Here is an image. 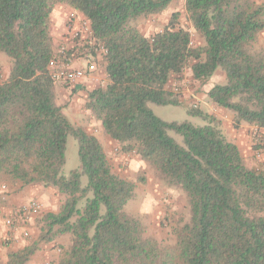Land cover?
Returning a JSON list of instances; mask_svg holds the SVG:
<instances>
[{
	"label": "trees",
	"instance_id": "16d2710c",
	"mask_svg": "<svg viewBox=\"0 0 264 264\" xmlns=\"http://www.w3.org/2000/svg\"><path fill=\"white\" fill-rule=\"evenodd\" d=\"M171 1L0 0V53L12 59L0 82V176L65 195L57 212L40 218L37 238L8 250L0 264H27L42 243L63 234L69 245L56 264H264V165L246 166L210 114L188 109L207 120L193 125L163 120L150 107L179 105L167 83L186 67L200 83L220 69L225 81L208 90L209 100L233 113L235 127L264 129V52L252 50L264 29V0H184L200 46H192L179 12L149 36L131 25ZM57 4L83 15L105 50L107 83L87 93L85 107L121 152L154 166L187 198L189 220L174 230L173 245L145 236L124 211L134 183L113 171L98 138L74 126L56 101L48 65ZM69 136L79 167L65 174Z\"/></svg>",
	"mask_w": 264,
	"mask_h": 264
},
{
	"label": "rangeland",
	"instance_id": "374dc122",
	"mask_svg": "<svg viewBox=\"0 0 264 264\" xmlns=\"http://www.w3.org/2000/svg\"><path fill=\"white\" fill-rule=\"evenodd\" d=\"M172 5L170 6V10L165 16V12H161L155 15H149L147 17H141L136 21L132 22L131 25L137 27V29L144 34L145 36H149L163 28V26L168 22L170 15L172 12H179V22L180 25L184 26L188 29L191 38L192 46H200L204 43L203 38L196 33L190 22L187 19V13L185 9L183 10V0H172ZM61 14L65 15L64 21V30H66V22L69 16L74 13L71 11L70 7L66 5H62ZM169 8V7H168ZM79 13V12H78ZM74 14L77 17L79 25L82 23L80 19H83V15L80 13ZM170 13V14H169ZM169 15V16H168ZM79 17V18H78ZM168 17V18H167ZM49 32L51 35V31L56 26L54 22L50 20ZM55 25V26H54ZM263 32V33H262ZM52 37V35H51ZM59 37H52L53 44V52H54V44L55 49L58 48L60 40ZM60 47L58 51L53 53L55 55H59ZM252 50L254 51H262L264 52V30L261 31L258 35L257 40L252 46ZM4 59L3 64L0 65V82L4 81L11 69L12 59L5 54H1ZM77 63V65H75ZM84 60L81 58H76L73 63V66L77 67L79 65L82 66ZM186 79L189 84L190 92L193 95H197V93H205L206 89L212 87L214 84L222 83L225 81L224 72L220 69H217L214 74L205 82L200 83L193 79L191 71L188 67L183 69L181 73L174 75L170 78L169 89L172 88L181 80ZM91 80V81H90ZM107 83V74L105 73L104 62L99 60L97 62V70L93 74V78H86L85 80L75 82V83H65L61 81H55L54 84V92L56 96V101L63 108V112L68 117L69 121L77 127H81L89 134L95 135L101 144H104L105 139L108 140V137L103 133L102 126L100 123L95 120L90 112L85 107V102L87 98V93L92 89L98 87H104ZM178 95V94H177ZM186 94L178 95V97H183ZM181 99L180 106L178 105H156L150 104L153 112L163 120L166 121H183L188 120L193 125H202L207 122V120L202 119L198 116H191L187 113L188 109L201 110L202 108L205 110L202 105H198L197 108L193 107L192 96ZM191 99L190 102L185 103L186 100ZM208 100V99H205ZM211 101H208L210 103ZM217 106V105H214ZM219 107V106H217ZM222 110V111H221ZM219 109L215 107L211 116H213L217 121L219 118L223 116V112L225 111L231 112L227 109ZM204 112V111H202ZM222 112V113H221ZM207 113V112H205ZM232 113V112H231ZM209 114V113H208ZM234 125V122H233ZM235 126V125H234ZM221 128V126H220ZM223 131V130H222ZM252 131H250L251 133ZM176 141L181 142V137L173 132L169 133ZM225 135V134H224ZM226 138L229 139V134L225 135ZM110 139V138H109ZM232 142V141H231ZM251 141L250 144H246L247 146L241 144L238 148L241 152V155L244 159L245 165L249 168H258L261 165H264V160L257 157L256 152H258V148H256L255 144L253 145ZM106 146V145H105ZM256 148V149H255ZM106 154L109 160V163L113 169V171L122 176L123 178L134 183L135 195L133 199L129 200L127 204L124 206V211L132 216L137 217L143 225L144 235L156 238L162 246L164 245H173L175 242V231L176 228L182 225L184 222L189 220V209L187 204V198L185 197L183 191L176 187L168 185L163 175L151 164L145 162L140 159L133 152L123 153L121 152L120 145L115 141L108 140V144L105 147ZM249 153V154H248ZM79 167V160L77 156V143L75 139L71 136L68 137L66 143L65 150V164L63 166L62 171L65 174L72 169ZM82 184L86 182V178L84 176L81 177ZM6 184L11 185L8 190L4 191L5 194H10L13 191H10V188H15L14 191L19 190L22 186L19 183L12 182L6 177L0 176V185ZM18 184L19 186H17ZM34 187H44L41 184H33ZM27 186V185H26ZM24 187V186H23ZM48 192L44 194L41 199L38 195H34L31 198H37L41 203V211L40 214L33 217L28 222H25L23 226H29L31 229L30 233L27 235H22L26 244L34 241L40 231L41 223L40 218L47 212H57L62 203L64 202L65 195L59 193L58 190L54 187H50L47 189ZM30 198V199H31ZM29 199V200H30ZM8 212L14 208H19L23 205L19 204H11ZM25 205V204H24ZM3 211L0 209V212ZM0 213V223L2 217H4L8 212ZM0 242V246L2 245ZM24 245V246H25ZM69 245V235L63 234L58 235L53 240L42 243L40 249H43L44 246L49 250H54L55 256H53L52 260H49L50 264H56L58 256L63 248H66ZM3 246V245H2ZM0 247V260L1 257H6L7 249ZM23 247V246H22ZM21 248V247H20ZM39 249V250H40ZM38 251V250H37ZM36 251V252H37ZM35 254V253H34ZM33 254V255H34ZM31 259V258H30ZM28 264V263H27Z\"/></svg>",
	"mask_w": 264,
	"mask_h": 264
},
{
	"label": "built area",
	"instance_id": "2783aa9c",
	"mask_svg": "<svg viewBox=\"0 0 264 264\" xmlns=\"http://www.w3.org/2000/svg\"><path fill=\"white\" fill-rule=\"evenodd\" d=\"M74 14L76 13H72L66 22V44L60 47L59 55H53L48 65L49 74L55 81L75 83L86 78L91 79L97 70V62L99 60L104 62V47L92 37L88 20L83 16V19H80L82 23L79 25ZM76 58L84 60L82 66H73ZM172 91L178 95H192L186 79H181ZM192 103L194 108L199 105L196 99ZM251 131V141L258 148L256 155L264 160V129H259L254 125ZM40 211V201L32 198L25 205L10 210L2 217V223L7 229H16L39 215Z\"/></svg>",
	"mask_w": 264,
	"mask_h": 264
},
{
	"label": "crops",
	"instance_id": "0c3cea01",
	"mask_svg": "<svg viewBox=\"0 0 264 264\" xmlns=\"http://www.w3.org/2000/svg\"><path fill=\"white\" fill-rule=\"evenodd\" d=\"M255 1L260 2L262 0H255ZM172 2L173 1H171V3L164 9L163 12H165V16L169 12L170 6L172 5ZM183 4H184V0H183ZM62 5L63 4L55 5L53 11L50 14L51 22H54L56 24V26L54 25L55 27L51 31V35L53 37V40H54L55 36L59 37L58 40H60V42H59L58 48L62 47V46H64L66 44V41H65L66 40L65 39L66 32L64 30L65 15L60 13V11L63 8ZM183 10H184V6H183ZM71 11H73L74 13H78L77 11H75L73 9H71ZM58 48H56L57 51H58ZM56 49H55V44H54V52L56 51ZM1 54L2 53H0V65H2L3 62H4L3 61L4 59L2 58ZM75 65H77V63H75ZM170 81L171 80H169V82L167 83V88L170 85ZM210 88L211 87L207 88L205 90L206 91L205 93H201V94L197 93V95H193L192 94L193 96L192 95L191 96H192V99H194V100L196 99V100L199 101V106L202 105L204 108H206L205 110L202 108L201 111H204V112H207L209 114H212V112L215 109V107L218 108V109H219V107L214 106L215 104L213 102L208 103V101H210V100H209V98L207 96V92H208V90ZM187 97H190L189 94H186L182 98L179 97V105L178 106H180V103L182 101L181 99L187 98ZM205 99H208V100H205ZM190 101H191V99L189 98L188 100L185 101V103H188ZM220 110H221V107H220ZM219 120L221 121L220 122V126H221V129L223 130V133L225 135L229 134L230 135L229 136L230 141L235 143L238 147L241 144H243V143H244L243 145H245V146H247L246 144H250L251 143V133H250V131L254 127L253 124L240 123L237 127H235L233 125V113L227 112V111H225V114L223 112V116H221L219 118ZM108 140H110V139L108 138ZM108 140L105 139L104 144H102V147H103L104 150H105V147L108 144ZM105 152H106V150H105ZM16 185L19 186L18 184H16ZM10 186L6 185V184L0 185V209L3 210L0 213H5L7 210H9L10 206H12L11 204L24 205V204L28 203L29 199L31 197H33L34 195H38L42 199L44 194H46V192H48L47 189H50V187L42 189L39 186L38 187H34L35 185L30 184V185L21 187L17 191H14V189H15L14 187L10 188V191H13V192L10 193V194H5L6 192L4 193V191L8 190V188ZM30 232H31V229H30V227L28 225L27 226H23V227H19V228H16V229H7L3 225L2 219H1V223H0V242L3 241L2 242L3 246L2 245L1 246L3 247V249L6 248L7 250L18 249V248L24 246L26 244V242H27L26 241L27 239L25 240L21 236L22 235L26 236L27 233H30ZM54 252H55L54 250H49V249H47V247L44 246L43 249H40L37 252H35V254L29 260L28 264H50L49 260L50 259L52 260L53 256H55ZM1 259L5 260L4 257H1Z\"/></svg>",
	"mask_w": 264,
	"mask_h": 264
}]
</instances>
